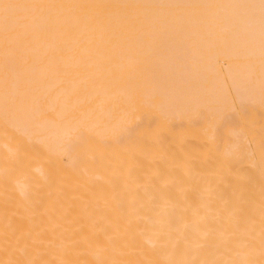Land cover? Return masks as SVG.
I'll list each match as a JSON object with an SVG mask.
<instances>
[{
    "label": "bare ground",
    "instance_id": "6f19581e",
    "mask_svg": "<svg viewBox=\"0 0 264 264\" xmlns=\"http://www.w3.org/2000/svg\"><path fill=\"white\" fill-rule=\"evenodd\" d=\"M0 264H264V0H0Z\"/></svg>",
    "mask_w": 264,
    "mask_h": 264
},
{
    "label": "rangeland",
    "instance_id": "374dc122",
    "mask_svg": "<svg viewBox=\"0 0 264 264\" xmlns=\"http://www.w3.org/2000/svg\"><path fill=\"white\" fill-rule=\"evenodd\" d=\"M180 50H183V49H180ZM231 120H232V118H231ZM234 121V120H233Z\"/></svg>",
    "mask_w": 264,
    "mask_h": 264
}]
</instances>
